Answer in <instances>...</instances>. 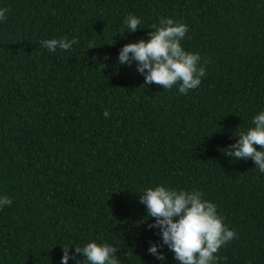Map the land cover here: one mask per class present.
<instances>
[{"label": "trees", "instance_id": "16d2710c", "mask_svg": "<svg viewBox=\"0 0 264 264\" xmlns=\"http://www.w3.org/2000/svg\"><path fill=\"white\" fill-rule=\"evenodd\" d=\"M3 8L0 196L13 202L0 209V264H61L64 246L76 256L68 264H88L74 247L90 242L116 247L121 264H179L166 245L163 262L148 252L163 241L139 195L160 185L202 192L235 230L216 264H264V174L222 151L264 111V0H0ZM129 14L140 29L120 36ZM162 17L188 25L182 47L206 69L187 95L144 86L136 63L118 60ZM63 37L79 43L40 44Z\"/></svg>", "mask_w": 264, "mask_h": 264}, {"label": "clouds", "instance_id": "9594fccd", "mask_svg": "<svg viewBox=\"0 0 264 264\" xmlns=\"http://www.w3.org/2000/svg\"><path fill=\"white\" fill-rule=\"evenodd\" d=\"M9 8L0 9V21L7 19ZM127 31L121 29L120 36L125 32L134 33L140 29L142 20L134 14H129L123 21ZM149 33L150 39L125 45L119 52V63L131 67L136 63V70L144 76V86L155 84L165 90L178 86L180 94L187 95L190 90L197 89L206 75V69L201 64L199 53L185 51L181 41L185 38L189 27L171 18H161L159 25L153 24ZM76 39L67 37L41 40L40 44L49 52L57 49L69 51ZM96 48L94 43L88 44V49ZM131 54V55H130ZM97 57H92L95 61ZM108 59V57H105ZM208 61H204L207 64ZM102 69L107 65H101ZM105 118L110 116L104 111ZM254 127L240 131L235 136L237 142L223 149V154L234 160L251 159L256 169L264 174V111L252 118ZM261 149L257 150V147ZM139 203L146 206L148 216L155 219L148 228H157L163 244H152L148 252L160 261L166 259L162 254L166 245L175 254L179 264H216L219 250L238 236L223 222L224 218L218 213L217 206L204 199L200 191L176 190L163 185L147 188L139 195ZM12 199L0 196V209L11 206ZM64 246L61 264H68L70 255ZM76 254H82L88 264H121L115 255L119 250L107 243L90 242L83 247H74ZM159 249V251H158ZM81 264V261H77ZM142 264V262H141Z\"/></svg>", "mask_w": 264, "mask_h": 264}]
</instances>
